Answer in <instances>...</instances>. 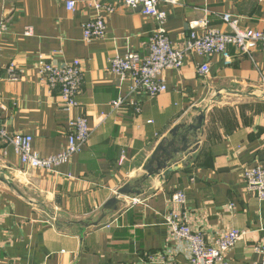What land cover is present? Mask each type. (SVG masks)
Wrapping results in <instances>:
<instances>
[{
    "label": "crops",
    "instance_id": "crops-1",
    "mask_svg": "<svg viewBox=\"0 0 264 264\" xmlns=\"http://www.w3.org/2000/svg\"><path fill=\"white\" fill-rule=\"evenodd\" d=\"M68 1L0 0V21L7 27L0 57L1 126L9 136L33 137V150L42 158L65 151L68 117L59 91L38 74L42 56L57 65L81 61L84 81L74 115L85 116L91 131L82 151L56 173L28 168L0 141V178L16 187L0 181V264H188L187 245L171 240L166 221L178 210L172 199L179 191L186 196L179 210L209 241L229 228L247 232L228 253L229 264L263 263L254 247H264V201L247 189L244 169L264 168V48L250 56L231 49V66L218 56H188L182 69L163 73L165 93H133L131 77L122 81L112 74L109 61L147 54L157 21L117 0H74L75 11L67 9ZM177 1L158 7L167 14L165 29L174 47L194 22L207 20L210 29L229 31L224 15L243 29L264 30V1ZM95 2L107 8L98 11L91 7ZM99 16L106 37L86 42L84 25ZM28 29L31 36L25 35ZM204 63L210 65L207 78L198 75ZM12 64L18 81L8 79ZM119 98L140 104L142 113L134 115L127 106L114 110ZM203 111L198 139L169 164L170 171L144 183L142 204L128 207L126 200L135 197L129 196L116 211L104 212L119 189L145 174L170 132Z\"/></svg>",
    "mask_w": 264,
    "mask_h": 264
},
{
    "label": "built area",
    "instance_id": "built-area-1",
    "mask_svg": "<svg viewBox=\"0 0 264 264\" xmlns=\"http://www.w3.org/2000/svg\"><path fill=\"white\" fill-rule=\"evenodd\" d=\"M117 3L132 11L139 10L144 17L153 18L158 23L155 33L149 38L146 45L147 54L141 55L136 52L129 53L124 57L117 55L109 61L112 74L120 77L122 81L131 77L134 83L133 93L141 92L150 97H157L165 93L168 86L163 79V73L166 70L182 69L188 56L196 55L202 58L218 56L225 66H231L234 63L231 49L239 54L250 56L256 48H264V30L243 29L231 15L222 17L229 31L210 29L207 20L194 22L189 25V36L178 47H174L165 29L167 14L160 11L158 7L160 3L176 5L177 0H117ZM91 7L98 11L107 8L96 2L91 4ZM67 9L75 11L76 2L68 1ZM199 28L206 30L203 34H199L197 32ZM6 31V25L0 21V57L1 42ZM25 35L31 36L32 29H28ZM105 37L106 23L102 17L99 16L84 25V40L86 42L102 40ZM37 70L42 80L48 83L51 89L59 91L62 109L67 113L69 131L65 151L55 156L42 158L33 150V137L23 134L9 136L1 124L0 141L11 145L15 155L28 168L56 173L61 165L82 151L91 136L87 118L83 115H74L80 106L78 97L84 81V72L79 60L57 65L42 56L37 62ZM209 74L210 65L208 63L198 67L200 77L207 78ZM8 79L10 81L19 79L14 64L9 67ZM124 106L131 109L134 115L142 113V106L134 101L119 98L112 103L114 110H119ZM244 181L247 189L254 193L260 201H264V168L257 165L244 169ZM142 202L138 196L126 200L128 207L132 208ZM172 203L178 210L171 212L166 217L170 238L177 244L187 245L188 264H229L228 253L234 249L238 241L247 235V232L229 228L218 239L209 241L203 231L193 228L188 213L179 210V207L186 204L185 193L179 191L173 195ZM230 209H235V206L231 205ZM254 251L264 255V247L260 245L254 247Z\"/></svg>",
    "mask_w": 264,
    "mask_h": 264
},
{
    "label": "water",
    "instance_id": "water-1",
    "mask_svg": "<svg viewBox=\"0 0 264 264\" xmlns=\"http://www.w3.org/2000/svg\"><path fill=\"white\" fill-rule=\"evenodd\" d=\"M206 122L205 112H201L200 115L194 119V121L188 125L177 127L170 132V136L164 139L155 149L148 163L144 166L145 174L135 183L126 185L119 189L117 195L109 200L104 205L105 211H116L121 199L129 196H140L142 193V187L146 181L161 172L170 171L169 165L175 161L178 156H182L186 153L193 143L198 139L200 131L203 129ZM0 181L7 184L10 188L16 189L14 182L7 178L1 177ZM105 214L102 216V219ZM99 222L95 223L97 226Z\"/></svg>",
    "mask_w": 264,
    "mask_h": 264
},
{
    "label": "rangeland",
    "instance_id": "rangeland-1",
    "mask_svg": "<svg viewBox=\"0 0 264 264\" xmlns=\"http://www.w3.org/2000/svg\"><path fill=\"white\" fill-rule=\"evenodd\" d=\"M33 170V169H32ZM125 198V197H124ZM190 222H191V220H190Z\"/></svg>",
    "mask_w": 264,
    "mask_h": 264
},
{
    "label": "trees",
    "instance_id": "trees-1",
    "mask_svg": "<svg viewBox=\"0 0 264 264\" xmlns=\"http://www.w3.org/2000/svg\"><path fill=\"white\" fill-rule=\"evenodd\" d=\"M233 54V53H232Z\"/></svg>",
    "mask_w": 264,
    "mask_h": 264
}]
</instances>
